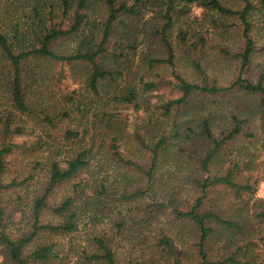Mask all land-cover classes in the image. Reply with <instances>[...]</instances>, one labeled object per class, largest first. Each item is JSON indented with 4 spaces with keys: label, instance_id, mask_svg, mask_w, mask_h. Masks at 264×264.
<instances>
[{
    "label": "rangeland",
    "instance_id": "rangeland-1",
    "mask_svg": "<svg viewBox=\"0 0 264 264\" xmlns=\"http://www.w3.org/2000/svg\"><path fill=\"white\" fill-rule=\"evenodd\" d=\"M31 1L0 0V32L14 40L17 52L27 51L33 45L35 27L29 28L28 21L32 16ZM42 1L55 3L57 0ZM252 3L255 8L249 16L250 36L256 51L242 78L256 83L264 74V0H252ZM155 11L147 6L141 19L128 21L129 28L125 31L121 28V33L112 37L108 53L99 63L103 69L118 74L115 82L105 83L99 98L85 88L86 65L26 61L22 82L33 109L43 110L48 116L70 112L69 119L63 120L56 129L41 126L34 116L22 115L12 108L7 80L0 70V117L12 115V128L22 130L21 134H8L5 141L33 148L27 155L18 150L8 157L11 165L4 182L13 180L18 169L29 170L35 161L41 164L34 172L35 181H39L49 160L63 165L78 148L90 149L88 167L77 179L58 188L50 199L54 205L65 197L75 200L73 212L78 217V230L69 237L55 240L64 251L73 248L68 264H96L87 262L81 255L83 250L91 252L88 243L94 235L112 240L117 264L128 261L173 264L174 260L180 264H195L198 260L197 233L192 224L177 219L175 213L193 205L200 195L193 180L201 174L193 163L201 154L202 143L199 139L189 141L186 130L197 131L199 118L208 116L213 134L220 137L230 129L231 117L236 116L243 123L244 133L251 137L225 146L211 162L210 176L220 175L230 165L237 164L240 167L238 180L253 184L254 193L234 198L222 188L209 192L202 209L220 213L227 220H238L241 228L219 229L209 240L207 251L209 257H222L220 246H243L240 264H264V227L252 218L255 204L264 201V109L259 107V97L240 91L214 97L195 93L184 107L172 108L165 115V105L179 99L181 93L175 87L177 81L168 65L148 63V59L165 58L155 37L158 23ZM87 14L86 26L79 35L55 44L59 54L93 52L103 10L99 3L91 0ZM6 20L12 24L23 23V28L14 34L4 27ZM179 31L185 34L184 44L177 40ZM124 33L128 38H122ZM170 39L176 56L175 73L186 82L197 85L205 82L216 88H226L239 76V61L222 54V50L232 55L241 51V31L233 18L194 5L186 17L175 22ZM113 53L119 57H113ZM143 83L156 87L151 92H142ZM132 88L138 96L137 110L113 99L114 95H122ZM109 114L113 118L110 119ZM100 119L104 120L101 126ZM108 121L113 125V132L105 126ZM68 129L78 132L77 139L65 140L63 131ZM160 138L166 142L158 155L152 186L148 189L145 178L134 166L144 171L148 169L149 148ZM140 141L149 148L145 149ZM191 153L194 156L190 157ZM101 186L105 187L104 196H99ZM140 190L145 192L142 198L124 201L123 197ZM145 205L153 206L155 217L143 222L146 220L142 212ZM41 219L45 223L56 221L49 214ZM21 222V217L16 215L11 226L14 232L23 228L25 221ZM118 223L122 224L119 232ZM162 235L171 240V259L164 257L156 247Z\"/></svg>",
    "mask_w": 264,
    "mask_h": 264
},
{
    "label": "trees",
    "instance_id": "trees-1",
    "mask_svg": "<svg viewBox=\"0 0 264 264\" xmlns=\"http://www.w3.org/2000/svg\"><path fill=\"white\" fill-rule=\"evenodd\" d=\"M91 0H57L54 2H43L42 0H33L30 6L32 11L31 18H28L29 28H33V45L29 50L17 52L15 44L8 35L0 32V70L4 79L7 80L8 93L11 98L12 108L22 115L34 116L39 120L41 126L50 129H56L61 122L69 119L70 112H62L56 116H48L43 110L33 109L27 99V93L22 82V72L26 68V61L47 60L56 63L79 62L88 67L85 88L94 97H100L101 90L106 87L107 82H115L118 74L105 70L100 66L99 61L108 53V49L113 36H118L123 28H129L128 21L141 19L142 11L151 6L158 16L155 37L162 47L164 59H148L149 65H168L175 76L177 84L175 87L181 93L177 100L168 102L164 107L165 115H168L172 108L178 109L184 107L190 97L197 93L205 96L225 95L232 91L245 92L259 97V107L264 109V74H262L256 83H252L242 74L249 67L250 59L256 51V46L251 38L252 25L249 22V16L254 10L252 0H94L99 3L103 15L99 24L98 42L94 45L93 52L76 53L73 55H62L54 48L64 40H70L79 35L87 23L88 7ZM196 5L219 16L233 18L239 23L242 47L241 51L232 55L222 50L225 57L239 61V76L226 88H216L205 82L197 85L188 83L175 73V50L170 39V33L173 25L178 18L186 17L191 8ZM6 10V9H5ZM7 11V10H6ZM7 21V20H6ZM131 22L130 24H133ZM4 27L18 34L23 28V23L12 24L7 21ZM9 33V32H8ZM121 33V31H120ZM124 33L122 38H128ZM17 36H14L16 38ZM177 40L184 44L185 34L179 31ZM264 50V47L262 48ZM113 57H119L113 53ZM124 57V56H122ZM195 68L200 72L197 64ZM118 71V70H117ZM156 87L152 83H143L142 92H151ZM137 92L132 88L122 95H114L115 102H122L132 105L135 110L139 109L137 103ZM264 113V110H263ZM12 115L0 117V255L1 264H68L69 257L73 248L67 251L62 250L56 239L69 237L78 230V217L73 212L75 200L73 197H65L58 204L51 203V197L55 191L77 179L88 167L89 160L87 154L90 149L78 148L72 152L70 157L61 165L56 160H49L42 170V178L35 181V170L41 166L38 161L29 170H19L13 180L4 182V175L9 170L11 162L8 157L15 151H22L27 155L30 147L25 144H13L6 142L8 134H21L19 128H12ZM109 118H113L111 114ZM104 120L100 119L99 126ZM110 132H113V125L108 121L105 125ZM65 140L77 139L79 136L75 130H64ZM251 137L244 133L243 123L236 116L231 117V127L220 137H216L211 129V123L208 116L201 117L197 123V131L187 128L186 138L189 141L199 139L202 143L201 154L197 155L196 163H193L201 176L193 180L199 196L194 204L184 211L177 210L176 218L186 221L194 226L197 233V254L198 260L195 264H240L243 246L228 247L220 246L222 257H209L207 247L209 240L215 236L219 229L241 228L238 220H227L220 213L213 211H204L202 209L204 200L208 197L211 190L222 188L234 198L242 195L254 193L253 184L249 181L240 182L238 180L240 167L237 164L230 165L222 174L210 176V165L213 159L230 143H234L242 138ZM165 139L160 138L150 150L149 167L146 171L134 166L137 171L145 178L148 189L152 186L153 174L157 167L158 155L162 150ZM146 148L143 141L139 142ZM43 143L40 144V149ZM194 156L192 153L190 155ZM29 164H27L28 166ZM22 171V172H20ZM20 172V173H19ZM27 174V175H25ZM205 176V177H204ZM32 189V190H30ZM75 191V186L73 187ZM21 193H25L23 197ZM106 194L105 187L101 186L99 196ZM144 191H136L132 195L123 197L124 201L142 198ZM14 196V197H13ZM256 210L252 215L255 223L264 227V201H258L255 204ZM146 218L143 222L154 219L155 210L151 205H145L142 209ZM49 214L53 217V222H43L42 216ZM19 215L23 223V228L14 232L11 226L14 224V217ZM144 219V218H142ZM27 220V222H26ZM117 231L122 229V224L116 225ZM91 252L84 250L81 255L89 263L96 264H117L116 248L112 240L105 236H92L89 243ZM156 247L160 253L169 259L173 258V248L170 238L162 235L157 239ZM61 252L64 254L61 255ZM127 264H134L128 261ZM173 264H180L173 261Z\"/></svg>",
    "mask_w": 264,
    "mask_h": 264
}]
</instances>
